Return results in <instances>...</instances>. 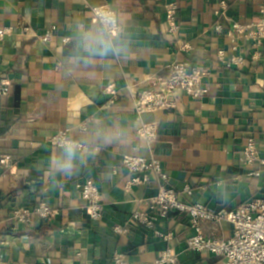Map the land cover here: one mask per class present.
Masks as SVG:
<instances>
[{
  "label": "crops",
  "instance_id": "0c3cea01",
  "mask_svg": "<svg viewBox=\"0 0 264 264\" xmlns=\"http://www.w3.org/2000/svg\"><path fill=\"white\" fill-rule=\"evenodd\" d=\"M169 1L0 0V29H12L0 41V79L12 85L7 96L0 95V156L14 159L12 170L0 167V264H113L118 252L131 264H155L168 249L176 264L224 263L188 249L193 230L187 214L171 212L155 229L133 221L135 212H150L159 182L153 176L128 188L123 158L158 157L170 175L168 185L186 203L231 212L264 198V166L261 176H249L256 168L244 159L250 139L264 159V43L253 60V44L240 40L238 54L247 64L227 65L229 28L258 21L264 0H176V32L166 22ZM104 5L120 21L113 38L90 9ZM218 24L222 32L215 30ZM53 27L52 39L43 41L41 34ZM100 40L110 44L106 54H100ZM175 63L209 70L207 94L192 99L181 93L174 111L137 114L133 99L148 78L166 76ZM109 85L118 91L114 103L103 92ZM150 123L159 127L152 142L137 134ZM61 132L83 148L71 147L69 157L67 147L52 145ZM69 159L71 168L62 171ZM87 180L100 189L102 220L90 218L76 188ZM40 202L59 213L52 220L18 222L17 208ZM202 227L207 238L233 236L225 220Z\"/></svg>",
  "mask_w": 264,
  "mask_h": 264
},
{
  "label": "built area",
  "instance_id": "2783aa9c",
  "mask_svg": "<svg viewBox=\"0 0 264 264\" xmlns=\"http://www.w3.org/2000/svg\"><path fill=\"white\" fill-rule=\"evenodd\" d=\"M178 4L176 0H170L165 5L166 22L171 32L179 29ZM226 7V5H225ZM97 22L102 25L105 33L109 37L118 36L120 24L118 14L110 6L90 7ZM261 17L251 24H241L234 22L227 32V36L232 42V56L227 63L228 66H244L248 59L244 55L238 54L239 41L248 40L253 44L252 59L260 57L259 47L264 43V3L261 5ZM55 27L41 34L43 41H50L54 35ZM216 31L222 32V25L215 27ZM24 31L29 32V28ZM12 34L11 28L0 29V41ZM223 54V52H220ZM210 76L209 70L199 67H192L185 63H175L169 67L166 76H152L148 78V84L133 99L134 109L137 114L154 111H174L179 105V94H185L192 99L203 98L207 94L205 79ZM11 86L7 79H0V95L7 96ZM105 94L111 96L110 103L118 99V91L114 85L106 86L103 90ZM159 127L155 123L143 124L138 130L139 137L152 142L156 139ZM52 145L58 148L72 147L82 149L83 145L75 142L66 133H57L50 139ZM244 159L248 166L255 167L249 176H261V169L264 166V159L260 155L254 139L248 140L244 147ZM129 180L127 187L147 184L151 177H155L159 182L157 195L152 199L149 213L135 212L132 219L137 224L146 225L150 229H155V224L160 219H165L171 212L184 213L189 216L192 235L187 239L188 249L197 253H208L223 258V264H264V198L250 200L237 209L228 212L216 210L199 203H186L180 198L179 193L168 185L170 175L163 167L161 160L152 155L150 158L141 156L126 155L123 158ZM0 167L12 170L14 159L10 154L0 156ZM76 188L81 197L86 202V210L92 220H102L104 207L100 189L93 180H87L76 184ZM187 194H191L189 187L185 188ZM58 210L46 202H40L33 208L19 207L14 215L18 222L30 224L34 217L52 220ZM225 220L233 226V236L228 240L207 238L202 230V223L207 221ZM116 231L124 232L126 228L117 227ZM158 235L166 240H171L172 235H163L156 231ZM4 244V242H3ZM113 264H131L126 255L116 253L113 257ZM178 257L168 249L162 253L155 264H176Z\"/></svg>",
  "mask_w": 264,
  "mask_h": 264
},
{
  "label": "clouds",
  "instance_id": "9594fccd",
  "mask_svg": "<svg viewBox=\"0 0 264 264\" xmlns=\"http://www.w3.org/2000/svg\"><path fill=\"white\" fill-rule=\"evenodd\" d=\"M100 44V54H106L110 50V44L105 42L104 40L99 41ZM67 155L71 157L73 149L71 147H67L65 149ZM62 171H66L71 168V160L69 159L64 164L60 166Z\"/></svg>",
  "mask_w": 264,
  "mask_h": 264
}]
</instances>
